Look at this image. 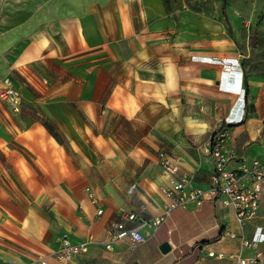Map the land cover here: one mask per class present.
Here are the masks:
<instances>
[{
  "label": "crops",
  "instance_id": "crops-1",
  "mask_svg": "<svg viewBox=\"0 0 264 264\" xmlns=\"http://www.w3.org/2000/svg\"><path fill=\"white\" fill-rule=\"evenodd\" d=\"M35 1L0 0V88L7 81L20 97L18 111L0 99V264H234L230 255H252L227 235L243 231L233 208L207 192L150 222L170 203L163 158L202 190L217 131L229 168L264 163V51L247 46L227 0H96L44 22ZM120 220L145 240L111 238ZM256 226L264 194L244 234ZM64 236L86 249L58 259Z\"/></svg>",
  "mask_w": 264,
  "mask_h": 264
},
{
  "label": "built area",
  "instance_id": "built-area-1",
  "mask_svg": "<svg viewBox=\"0 0 264 264\" xmlns=\"http://www.w3.org/2000/svg\"><path fill=\"white\" fill-rule=\"evenodd\" d=\"M0 99L7 102L12 111L19 110V93L7 81L1 85ZM208 153L213 158L214 170L211 185L207 190L191 187L186 173L181 172L179 167L168 159H162V167L170 176V186L164 190V194L170 199V203L163 214L150 220L151 224L158 225L165 219L170 209L183 206L188 201L192 200L200 204L207 192L210 198L217 199L224 206L232 207L238 223L243 228L240 234L228 231L227 235L230 237L238 236L243 247L254 249V253L250 256L230 255L231 258L235 259L234 264H264V255H262L264 252L256 249L259 243H264V227L256 226L250 237L244 234L245 224L258 214L262 194H264V163L254 160L249 167L229 168L228 164L232 153L226 147L224 131H217L213 134ZM99 212H101L100 209ZM122 218L133 221L137 216L133 212H126ZM109 235L113 239L129 237L132 246L145 240L138 227L127 228L122 220L113 221L110 224ZM85 249L86 242H73L64 236L55 256L60 260L69 261ZM208 255L218 259L225 257L223 252L209 251Z\"/></svg>",
  "mask_w": 264,
  "mask_h": 264
},
{
  "label": "rangeland",
  "instance_id": "rangeland-1",
  "mask_svg": "<svg viewBox=\"0 0 264 264\" xmlns=\"http://www.w3.org/2000/svg\"><path fill=\"white\" fill-rule=\"evenodd\" d=\"M93 2L96 0H36V18L44 22L78 15L87 11ZM227 4L237 15L239 26L247 38V46L254 51H264V0H227ZM253 37L256 39L255 46L250 45Z\"/></svg>",
  "mask_w": 264,
  "mask_h": 264
},
{
  "label": "water",
  "instance_id": "water-1",
  "mask_svg": "<svg viewBox=\"0 0 264 264\" xmlns=\"http://www.w3.org/2000/svg\"><path fill=\"white\" fill-rule=\"evenodd\" d=\"M251 45L252 46H255L256 45V39H255V37H253L251 39ZM159 248H160V250L162 252H167L170 249V245H169L168 241H163V242L160 243ZM133 264H135V263H133Z\"/></svg>",
  "mask_w": 264,
  "mask_h": 264
},
{
  "label": "trees",
  "instance_id": "trees-1",
  "mask_svg": "<svg viewBox=\"0 0 264 264\" xmlns=\"http://www.w3.org/2000/svg\"><path fill=\"white\" fill-rule=\"evenodd\" d=\"M164 1H165L166 6H168L169 0H164Z\"/></svg>",
  "mask_w": 264,
  "mask_h": 264
}]
</instances>
